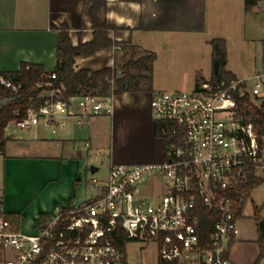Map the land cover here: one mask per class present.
Masks as SVG:
<instances>
[{
  "label": "built area",
  "instance_id": "1",
  "mask_svg": "<svg viewBox=\"0 0 264 264\" xmlns=\"http://www.w3.org/2000/svg\"><path fill=\"white\" fill-rule=\"evenodd\" d=\"M47 78L41 104L10 121L5 132L12 123L56 136L70 132V122L84 129L92 117L112 112L106 98L67 95L56 72ZM0 86L16 93L21 82L0 75ZM149 106L163 159L112 162L104 180L87 162L96 193L40 215L34 233L14 229L0 207V264H125L129 241L155 244L159 264H229L240 240L246 186L252 175L264 173V56L242 77L201 80L191 91L154 89ZM90 147L83 141L88 156L98 158Z\"/></svg>",
  "mask_w": 264,
  "mask_h": 264
},
{
  "label": "crops",
  "instance_id": "2",
  "mask_svg": "<svg viewBox=\"0 0 264 264\" xmlns=\"http://www.w3.org/2000/svg\"><path fill=\"white\" fill-rule=\"evenodd\" d=\"M258 2L248 8L256 9ZM209 3L210 0H107L105 17L118 27L108 36L137 45L139 50L169 38L202 36L207 32ZM63 23L69 25L72 41L80 37L84 41L92 39L85 0H0V71L18 70L23 62L41 64L46 71H52L57 62V32ZM117 49L99 50L96 56L102 58L94 63V56H79L78 69L93 65L100 69L103 62L104 67L112 66V52ZM151 91L112 95L106 98L111 101V113L92 117L84 129L70 122V132L56 136L40 137L41 128L32 127L27 130L34 132L33 136L15 138L8 125L4 149L0 150V207L17 216L14 229L34 233L40 215H50L57 205L76 203L96 193L93 188L90 194L84 184L85 164L92 156L83 150V141L90 143L89 154L104 150L108 155V168L101 180L106 178L112 162L135 164L163 159L164 146L149 106ZM94 166L99 172L100 168ZM250 200L252 193L239 222L240 240L231 248L229 264H264V246L259 242L254 213L250 218L246 216Z\"/></svg>",
  "mask_w": 264,
  "mask_h": 264
},
{
  "label": "trees",
  "instance_id": "3",
  "mask_svg": "<svg viewBox=\"0 0 264 264\" xmlns=\"http://www.w3.org/2000/svg\"><path fill=\"white\" fill-rule=\"evenodd\" d=\"M259 0H246V6H252ZM88 7V14L92 24V39L73 45L68 24L63 23L57 32V62L52 70L58 75V81H63L66 86L67 95L81 93H95L101 97L108 98L112 95H121L125 92L151 91L152 88V68L155 53H146L135 58L139 51V46L129 44L126 41L114 40L108 36L110 31L117 30L113 24H110L105 17L107 0H85ZM212 44V69L211 76L207 79L211 83L222 79L231 80L237 76L226 69V42L224 38H214ZM118 48L122 50L125 61L118 68L115 59L112 66H105L97 70L89 68L74 69V63L77 57H89L97 51L106 48ZM137 70V72H133ZM145 71L146 73L142 72ZM51 71H46L41 64L21 63L18 70L0 71V75L12 78L21 82L20 90L16 93L3 86H0V100L9 98L10 101L0 108V150L3 151L5 143V127L7 124L17 118L25 117L29 107H38L42 102L41 92L44 89L41 84L48 80L47 76ZM122 76L119 77L118 74ZM198 85V82L196 86ZM246 100V99H245ZM245 107L250 109V102L245 101ZM256 112V111H255ZM261 113V112H259ZM248 114H253L248 111ZM262 115V114H261ZM257 124L260 118H254ZM264 182V176L252 175L247 186L246 196L250 199L253 190ZM208 216V215H207ZM8 217L14 221L16 215L8 214ZM253 218L257 224L259 232V242L264 246V217L260 213V208L256 207ZM205 220V218H203ZM206 235V232H203ZM118 244L124 247L123 239ZM128 264V263H125Z\"/></svg>",
  "mask_w": 264,
  "mask_h": 264
},
{
  "label": "rangeland",
  "instance_id": "4",
  "mask_svg": "<svg viewBox=\"0 0 264 264\" xmlns=\"http://www.w3.org/2000/svg\"><path fill=\"white\" fill-rule=\"evenodd\" d=\"M258 3L256 9H250L246 6V0L244 2L237 0H212L211 2L210 0L208 27L204 35L169 38L164 42H155L149 48L139 50L135 58L146 53L156 54L151 73L152 88L162 91H191L196 88L197 82L209 79L212 69L211 40L214 38L225 39L227 70L242 76L260 65L264 56V10H258V6L263 4V0ZM79 41L85 42L80 37L72 41V44H78ZM98 53L99 51L92 55L94 58L91 62L101 60L102 57L96 56ZM112 57H115L117 67L120 68L125 61L122 50L117 49L115 53L112 52ZM79 60L78 57L75 62ZM103 64L104 62L101 65L102 68ZM93 66L89 69L97 70L94 69L96 66ZM110 104V100L106 101V105ZM28 131L16 124L9 125V132L15 138L19 136L28 138L34 135V132L32 134V131ZM49 135L50 133L43 128L38 131L40 137ZM88 161L100 168L95 176L99 180L103 179L109 164L108 155L104 150H100L98 159L89 157ZM261 176H264V173ZM91 179L92 174L85 170L83 180L90 194L94 191V186L90 183ZM255 206L261 207V215L264 216V182L252 192V200L246 210L248 218L254 213ZM126 254L129 264H159L157 249L153 243L129 241L126 244Z\"/></svg>",
  "mask_w": 264,
  "mask_h": 264
},
{
  "label": "water",
  "instance_id": "5",
  "mask_svg": "<svg viewBox=\"0 0 264 264\" xmlns=\"http://www.w3.org/2000/svg\"><path fill=\"white\" fill-rule=\"evenodd\" d=\"M118 76L121 77L122 74L119 73ZM9 101H10L9 98H3V99H1V100H0V108H1L4 104H6L7 102H9ZM95 169H96L95 166H92V170L94 171Z\"/></svg>",
  "mask_w": 264,
  "mask_h": 264
}]
</instances>
